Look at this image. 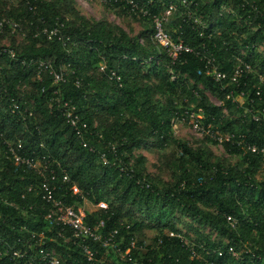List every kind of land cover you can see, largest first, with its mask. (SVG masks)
<instances>
[{
	"label": "trees",
	"instance_id": "obj_1",
	"mask_svg": "<svg viewBox=\"0 0 264 264\" xmlns=\"http://www.w3.org/2000/svg\"><path fill=\"white\" fill-rule=\"evenodd\" d=\"M13 1L14 6L0 10V17L17 22L24 38L16 44L12 40L7 47L14 51L15 60L0 52V264H16L3 256L6 244L21 248L15 240L27 239L29 231L38 232L47 225L42 215L50 209L27 192L41 178L7 160L3 141H20L26 156L52 161L54 178L46 177L54 199L80 207L81 199L69 190L75 185L88 202L105 203V211L86 212L84 222L92 225L103 220L104 233L116 228L115 242L123 251L133 241L136 249L130 256L137 262L264 264L261 156L224 145L223 151L237 158L226 164L209 150L192 149L175 140L170 125L172 118L183 115L193 104L201 108L203 124L243 136L245 142L264 149V116L259 114V120L253 121L245 111L257 114L264 108V54L258 50L264 45V0H132L149 15L160 14L172 4L166 31L173 38L180 36L184 45L209 53L226 74L234 64L233 57L249 64L251 73L224 89L202 75V62L191 55L181 54L171 63L151 40L149 18L140 17L149 28L129 36L106 21L79 15L72 0ZM103 2L133 14L125 2ZM44 28H56L59 39H47L40 33ZM33 61H43L53 71L62 72L64 82L53 84L45 71L37 79ZM100 64L105 65L104 72H99ZM108 70L119 75V83L108 80ZM205 91L221 105L210 103ZM228 91H241L247 98L238 107L225 99ZM63 102L73 105L85 122L88 133L83 139L91 151L81 146L61 116L59 104ZM12 103L17 105L13 112ZM107 143L115 146L129 176L100 163L99 154ZM168 147L174 149L167 163L171 179L163 183L146 173L145 157L135 152ZM61 170L68 177L66 183ZM227 216L235 220L234 227L226 222ZM204 228L218 240L201 233ZM146 230L155 232L150 244L138 240ZM170 233L186 237V244L169 237ZM50 245L61 264H83L79 250L71 244L58 239ZM91 247L103 264H130L105 255L99 245Z\"/></svg>",
	"mask_w": 264,
	"mask_h": 264
},
{
	"label": "built area",
	"instance_id": "obj_2",
	"mask_svg": "<svg viewBox=\"0 0 264 264\" xmlns=\"http://www.w3.org/2000/svg\"><path fill=\"white\" fill-rule=\"evenodd\" d=\"M118 2H125L131 13L139 17L149 18L152 26L151 40L160 49H162L170 62L173 63L181 54L191 55L194 58L202 62V75L215 83L220 84V88H227L229 84L237 85L238 82L247 77V74L251 73L249 64H246L241 58L233 57L234 64L232 65L229 74L218 69L214 57L209 53L201 52L192 47L184 45L180 39V36L173 38L165 29V25L168 22V18L174 11L172 4L167 5L164 10L157 15H149L148 11L139 4L132 0H114ZM185 2V1H184ZM196 22V20H195ZM4 30L13 32L14 30H20L17 22L0 17V37L4 33ZM40 33L47 39L51 37H58V31L56 28L53 29H42ZM0 52L7 55L11 60H15L14 51L7 48V46L0 44ZM150 60V58L148 59ZM24 64L23 61H21ZM36 66V78H39L41 72H47L51 78L53 84H59L64 82V76L62 72H55L51 66L44 63L43 61L30 62ZM26 65V63H25ZM105 71V65H99V72ZM108 80L116 83L120 82L119 75L113 70H108ZM170 79H174V75H170ZM259 81L262 82V78L259 77ZM78 86V82H75ZM258 95V94H257ZM247 98L243 92L233 93L228 91L225 94V99L236 106H241L243 101ZM59 103L58 99L56 101ZM220 102V101H219ZM212 103V102H211ZM213 104V103H212ZM215 106L219 105L213 104ZM12 112L17 110V105L12 103ZM247 111L253 121L259 120V114L264 116V108L260 109L257 114L254 112ZM59 112L64 118L68 127L73 131L74 136L81 142L83 148L92 150L88 146L87 142L84 141V135L87 132L85 122L81 120L79 115L76 113V109L73 105H69L67 102L59 104ZM184 115V116H183ZM183 115L172 118L170 121L171 129L176 130L178 124H184V126L195 136L208 140L216 146L222 147L224 145L237 146L244 152H250L259 154L261 161L264 163V149L257 148L256 146L245 142L243 136L235 137L231 133H223L218 129H214L210 124L205 125L202 122V110L201 108L190 104L189 107L184 111ZM264 123V118H262ZM5 147V158L14 165H20L26 169L32 171L36 176L40 177L42 181L35 188H27V192L33 193L35 197H38L44 204L50 205V209L42 215V220L45 225L40 231L33 232L29 231L27 239H16V244H21L22 247L9 246L3 252V256H8L11 260L15 261L16 264H61L60 256L50 244H56L58 239H61L63 243H69L76 247L81 255L83 264H103L102 261L96 258V250L91 247V244L99 245L104 250L105 255L111 254L112 257L119 262H129L130 264H142L132 259L130 256L131 250H135V244L133 241L129 243L123 251L115 242L118 235V230L113 228L107 232H103L104 222L99 219L94 224L89 225L84 222L85 213H91L97 210H106V204L103 202L90 203L86 197L81 194L79 189L75 185H71L69 190L71 195L78 196L82 205L78 208H74L72 205L63 204L59 199L53 197V187H50L48 180H53L54 174L50 168L52 161L44 156L41 157H28L23 153V146L20 141L15 143L3 141ZM110 157V158H108ZM99 161L102 165L113 166L116 170L129 176L130 171L127 170L126 165L122 162L121 158L117 155L116 148L113 144L107 143L104 151L99 154ZM58 167V164L55 163ZM62 181L68 182L66 173L61 170ZM49 176L47 179L46 176ZM140 183L137 181V184ZM0 201H3L0 198ZM28 210L32 211V206L28 207ZM226 222L230 227H234L235 220L227 216L225 217ZM22 229H25L22 227ZM169 237L178 238L183 244H186V240L179 234H169ZM228 252L234 255L231 248H228ZM194 253L192 252V256ZM221 255L220 252L217 253ZM110 264V263H106ZM215 264V263H211Z\"/></svg>",
	"mask_w": 264,
	"mask_h": 264
},
{
	"label": "rangeland",
	"instance_id": "obj_3",
	"mask_svg": "<svg viewBox=\"0 0 264 264\" xmlns=\"http://www.w3.org/2000/svg\"><path fill=\"white\" fill-rule=\"evenodd\" d=\"M73 6L79 15L83 16L89 20H103L110 23L112 26L121 28L124 30L129 36H134L142 32L144 29L149 28L148 24L142 21L139 16L126 13L122 10V8L113 7L110 8L104 4L103 0H72ZM15 2L13 0H0V10L5 12L10 7L14 6ZM1 12V13H2ZM66 18H70L65 15ZM24 38V33L21 30H16L15 32L5 31L0 37V44L9 46L13 40V42L20 43ZM259 52L264 54V45L259 47ZM197 88L202 90V88L198 85ZM207 99L213 104L219 105V101L216 97L210 95L206 91L203 92ZM224 114H226L223 111ZM172 136L175 140L186 143L192 149H206L209 150L218 160L225 162L226 164H233L237 158L226 154L223 151L222 147L216 146L209 142L206 139L197 137L193 135L184 124H178L176 130H172ZM174 153L173 147H168L165 150H156L155 148H150L148 151L139 150L136 151L135 154L143 155L146 159L145 171L151 176H158V178L163 182H169L170 171L167 166L169 161V157L171 153ZM187 223V220H183ZM176 226L181 228L182 232L186 234L185 227L182 228V225L178 222H175ZM200 232L203 234L210 235V238L214 241H217L215 233H210L207 228L200 229ZM155 235L153 230L144 231L143 237L139 235V239L144 244H150L152 237ZM187 238H192L191 233H187ZM186 239V237H185ZM188 242V241H187Z\"/></svg>",
	"mask_w": 264,
	"mask_h": 264
}]
</instances>
